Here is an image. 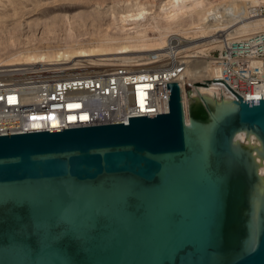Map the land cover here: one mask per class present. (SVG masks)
Here are the masks:
<instances>
[{
	"label": "water",
	"instance_id": "obj_1",
	"mask_svg": "<svg viewBox=\"0 0 264 264\" xmlns=\"http://www.w3.org/2000/svg\"><path fill=\"white\" fill-rule=\"evenodd\" d=\"M166 87L161 115L0 136V264H264V100L190 83L186 122Z\"/></svg>",
	"mask_w": 264,
	"mask_h": 264
},
{
	"label": "built area",
	"instance_id": "obj_2",
	"mask_svg": "<svg viewBox=\"0 0 264 264\" xmlns=\"http://www.w3.org/2000/svg\"><path fill=\"white\" fill-rule=\"evenodd\" d=\"M264 15V4L257 8ZM213 58L209 80H222L243 101L264 100V31L228 39ZM169 43L142 65L86 67L62 75L49 69L0 73V136L128 124V119L168 112L166 84L178 82L186 63ZM183 102V100H182Z\"/></svg>",
	"mask_w": 264,
	"mask_h": 264
},
{
	"label": "rangeland",
	"instance_id": "obj_3",
	"mask_svg": "<svg viewBox=\"0 0 264 264\" xmlns=\"http://www.w3.org/2000/svg\"><path fill=\"white\" fill-rule=\"evenodd\" d=\"M166 1L0 0V71L14 69L54 70L56 67L61 66H44V63H42V61H47L48 53L64 50L67 47L76 48L82 46L83 48H90L98 42L104 43L105 41L112 43L116 47L127 37L135 38V33L137 31L142 33V29L146 31L148 38L155 37L157 33L152 31V28L155 27L154 25L159 27V29L162 27L166 28V22L158 15L159 6ZM227 1L229 0H204L205 3H212V5ZM139 8H144L146 12L151 14L141 24V27L143 25L145 27L140 29L137 26L125 25L126 23H123L121 19L122 16L135 12ZM261 16L264 17V15ZM180 19L185 18L181 17ZM189 21L191 19L188 18L183 25ZM127 28H134V30L124 32ZM255 30H264V24L252 29V31ZM167 35L169 33H166ZM210 36H214V33L210 32ZM221 38L223 39V36L219 40H222ZM200 42L203 41H196L195 43L199 44ZM217 51V48L208 51L209 57L205 60L207 62L212 60L213 62ZM145 55L148 54L140 53L132 57ZM88 59L93 58L75 59L74 62L63 67L72 66L73 64L82 66L84 65L82 62ZM77 61L82 62L78 63ZM16 63L22 65L14 66L13 64ZM9 64L13 66L2 67ZM184 100L186 103V95ZM184 111L187 113V104L186 107L184 106Z\"/></svg>",
	"mask_w": 264,
	"mask_h": 264
},
{
	"label": "bare ground",
	"instance_id": "obj_4",
	"mask_svg": "<svg viewBox=\"0 0 264 264\" xmlns=\"http://www.w3.org/2000/svg\"><path fill=\"white\" fill-rule=\"evenodd\" d=\"M263 4L264 0H229L216 5L205 3L204 0H167L159 6L158 14L166 22V28L162 27L159 29L153 24L155 27L152 28V31L157 33L155 37L148 38L146 31L142 29L145 26L141 27V24L151 14L146 12L144 8H139L136 11L134 10L135 12L127 13L121 18L123 23H126L125 25L137 26L142 29V33H138V31L135 33V38L127 37L116 47L107 41L104 43L98 42L90 48H83L82 46L76 48L67 47L64 50L48 53L47 61H42V63H44V66H61L56 67L54 70L49 69V71L54 73H60L56 75H62L61 73L65 71L76 72L86 67L104 70L122 63H135V65L140 66L144 56L134 58L132 57L133 55L140 53L155 55L162 52L171 42L177 46L174 50L175 58L178 55H182L181 58H184L186 63L184 73L174 81L196 83L201 79L209 80L213 75L214 68L212 60L209 62L205 60L209 57L207 52L214 48L220 49L224 40H219V38L222 36L224 38V35L228 39L240 40L251 33L258 32L256 30L252 31V29L264 24V17L257 14V8ZM181 17L185 19L181 20ZM188 18L191 21L183 25ZM130 30L133 31L134 28H127L124 32H130ZM210 32H213L214 36H210ZM166 33H169V35L166 36ZM219 33L221 34L219 35ZM196 41L203 42L196 44ZM80 58L93 59L83 62L77 61L78 63H84L82 66L73 64L72 66L63 67ZM17 61L19 60L17 59ZM17 63L13 65H22ZM13 65L9 64L2 67H11ZM23 70L28 69L2 70L0 73ZM182 100L183 105L186 107L184 96ZM185 117L186 122H188L186 111ZM244 138L243 134L238 137L241 143L244 142Z\"/></svg>",
	"mask_w": 264,
	"mask_h": 264
}]
</instances>
